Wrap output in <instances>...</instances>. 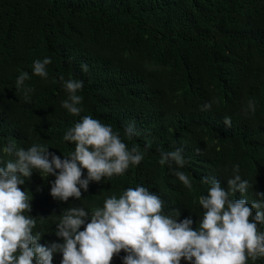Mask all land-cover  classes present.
Listing matches in <instances>:
<instances>
[{
  "label": "trees",
  "instance_id": "16d2710c",
  "mask_svg": "<svg viewBox=\"0 0 264 264\" xmlns=\"http://www.w3.org/2000/svg\"><path fill=\"white\" fill-rule=\"evenodd\" d=\"M50 57L48 78L33 74L37 59ZM88 71L82 70V65ZM29 73L24 88L16 80ZM63 75L83 81L79 116L61 107L67 98ZM30 100L25 101L24 89ZM211 110L202 106L212 101ZM255 101V113L245 110ZM90 115L120 133L129 149L139 146L144 160L123 176L92 182L80 200L54 199L51 182L38 172L22 190L32 198L30 215L40 243H63L55 227L64 209L103 207L129 187H147L161 197L164 212H181L198 227L203 209L198 200L215 177L227 178L239 165L253 185L251 201L264 192V0H0V160L12 141L17 148L32 144L50 148L61 159L75 145L63 140L82 116ZM231 117L227 128L224 118ZM140 135L128 139L127 125ZM151 141L152 148L145 151ZM183 149L189 190L174 175L176 165L161 166V150ZM64 155V156H63ZM2 166V165H0ZM87 177V170L82 169ZM234 198H241L236 193ZM87 222H90V219ZM85 225L81 226V231ZM264 231V224L258 226ZM121 251L111 264H123ZM56 253L53 264H61ZM181 264H188L181 260ZM248 264H264V258Z\"/></svg>",
  "mask_w": 264,
  "mask_h": 264
},
{
  "label": "clouds",
  "instance_id": "9594fccd",
  "mask_svg": "<svg viewBox=\"0 0 264 264\" xmlns=\"http://www.w3.org/2000/svg\"><path fill=\"white\" fill-rule=\"evenodd\" d=\"M50 57L33 63V74L48 78L47 66ZM84 72L88 66L82 65ZM29 73L22 72L16 80L17 91L24 88ZM67 98L61 107L73 116H79L83 97L78 95L83 81L63 75L59 78ZM32 89H24V99ZM212 101L202 106L211 110ZM255 113V101L249 100L245 110ZM223 123L231 128V117ZM128 139L140 135L134 124L124 129ZM63 140L75 145L70 156L63 159L51 152L45 145L32 144L27 149L17 148L10 141L3 152L14 156V160H0V264H53L54 254H62L61 264H111L114 256L125 252L123 264H248L264 258V231L258 227L264 224V192L256 193L259 199L251 201L246 193L253 185L241 177L239 165L227 178V188L215 177H203L202 183L210 184L207 195L199 197L198 203L204 210L198 227L193 228L191 217L180 220L181 212H164V201L155 192L139 185L127 188L117 198L115 194L104 200L103 207L90 211L83 207H69L59 216L55 235L63 243H40L43 234L34 232L37 220L30 215L32 198L22 190L26 179L38 172L47 180L51 175V196L62 202L70 198L80 200L88 192L92 182L100 183L105 178L123 176L130 166L139 165L144 153L139 146L122 141L120 133L109 124L90 115L69 128ZM152 148L151 141L145 144V151ZM161 166L176 165L174 175L191 190L189 176L179 169L184 168L186 159L183 149L160 152ZM87 170V177L82 178ZM26 178V179H25ZM239 193V199L234 198ZM90 219V222H87ZM85 225L84 230H80Z\"/></svg>",
  "mask_w": 264,
  "mask_h": 264
}]
</instances>
